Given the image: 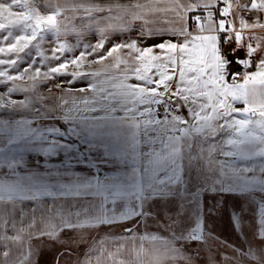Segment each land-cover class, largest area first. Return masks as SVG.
<instances>
[{
    "label": "snow or ice",
    "instance_id": "snow-or-ice-1",
    "mask_svg": "<svg viewBox=\"0 0 264 264\" xmlns=\"http://www.w3.org/2000/svg\"><path fill=\"white\" fill-rule=\"evenodd\" d=\"M129 33L155 42L126 39L106 47L110 36ZM0 34V86H6L0 111L30 106L29 99L14 103V93L50 97L69 130L85 135L102 134L109 116L130 114L137 126L142 120L161 130L139 171L162 191L179 184L174 170L179 165L182 179L189 162L218 186L264 191V0H0ZM88 34L95 43H82ZM97 64L102 70L93 69ZM79 77L87 78L86 86L72 87ZM25 80L30 86L16 83ZM15 134L10 121L0 122V140ZM253 158H260L259 167L243 165ZM40 180L34 192L0 188V264H38L34 238L58 240L60 232L135 215L110 207L126 195L123 186L108 191L106 184L101 195L98 181ZM259 235L264 239V217ZM118 236L107 233L88 244L81 264H164L165 255L181 256L170 239L164 254L143 246L159 240L154 233L129 227ZM256 259L264 264V257Z\"/></svg>",
    "mask_w": 264,
    "mask_h": 264
},
{
    "label": "rangeland",
    "instance_id": "rangeland-1",
    "mask_svg": "<svg viewBox=\"0 0 264 264\" xmlns=\"http://www.w3.org/2000/svg\"><path fill=\"white\" fill-rule=\"evenodd\" d=\"M2 35V34H0ZM89 38V37H87ZM82 38V43H90L89 39ZM69 44H75L77 37L69 35L67 37ZM79 50L68 53L67 55H78ZM89 59H92L89 57ZM107 65V62H104ZM94 70H102V66H92ZM64 80L70 79L65 76ZM23 87L30 86L31 81H17ZM49 83H55L49 81ZM88 83L87 78H76L74 88L84 87ZM6 86H0V93H3ZM46 85L41 87V91L46 93ZM63 87L67 89L68 84ZM47 98V97H46ZM14 103L21 104L25 99H29V107H18L16 110L11 108L0 111V122H11L16 126V134L11 138H3V147L0 149V168H4V177L8 172L11 176L13 171H9L12 167L19 166V160L14 156H26L28 154V129L29 121L27 117L29 108H37L39 119L36 120V132H31L32 141L37 145V164L43 165V139L44 132L42 129L43 104L45 98H37L32 100L25 96L24 93H14L11 97ZM47 100V99H46ZM33 103V104H32ZM178 119H183L179 117ZM173 127L175 122H171ZM39 124V125H38ZM14 126V127H15ZM167 127V126H166ZM154 133V134H153ZM152 137L147 141V155H151L152 150L161 141V130L152 128ZM15 141V148L11 149L12 143ZM202 143V142H201ZM18 145V146H17ZM21 148L20 153L18 149ZM200 146L199 144L197 145ZM22 150H25L23 152ZM14 151H16L14 153ZM203 151V149H202ZM15 161V162H14ZM244 166L257 168L260 166V158H253L243 162ZM22 171V170H20ZM16 170L14 173H19ZM176 171L179 184L168 191H162L161 187L154 181H150L146 175V192L145 204L139 213L129 217V219L113 223L109 226H101L92 230L67 231V240L60 244V241L51 239V241L37 239L33 245L37 246V262L38 264H58L63 256L61 264H76L80 259V253L88 248V244L92 243L98 237L107 233L125 232L129 227L134 232L141 234L145 232L154 233L160 239L171 240L182 247L183 250L191 255H201L203 252L205 233L209 228H216L213 234L217 238L226 241L224 246L233 248L240 253L254 254L257 257H264V239L259 235L261 231V218L264 217V191L262 190H246L241 189L239 192L235 188L229 189L227 186H218L219 182L215 177L198 167L194 163H187L183 169V178L180 179L179 165ZM250 175H252L250 173ZM35 179H19L2 180L0 185L6 184L4 189L10 185H22L25 190L33 192L40 185V178H43L42 172L35 174ZM18 178V176H12ZM198 205V208L196 207ZM212 228V230H213ZM210 230V229H209ZM53 241V242H52ZM57 243H56V242ZM180 242V244H179Z\"/></svg>",
    "mask_w": 264,
    "mask_h": 264
},
{
    "label": "crops",
    "instance_id": "crops-1",
    "mask_svg": "<svg viewBox=\"0 0 264 264\" xmlns=\"http://www.w3.org/2000/svg\"><path fill=\"white\" fill-rule=\"evenodd\" d=\"M95 2L107 5L113 3L114 0H95ZM119 2L126 3V0H119ZM75 23L79 24V19ZM87 37L90 38V43H95L97 40V37L93 34H88L85 38ZM126 39L138 40L144 43L155 42L154 40H147L144 37L131 33L127 35L118 34L109 37L106 47L108 44ZM236 56L243 57L244 53L239 51L236 53ZM229 58L231 59V55H229ZM100 66L98 65V67ZM53 104L54 101L50 97L45 98L42 115V129L44 132L43 151L40 152L44 158L43 165L37 164V145L35 142L37 140L32 141L34 139L32 137L33 133L29 134L37 131L35 122L39 119V115L36 112L38 110L37 108H29L27 113L29 121V133L27 136L28 154L26 156L18 155L17 157H13V160L16 158L19 160L17 162L19 166L16 168L12 167L9 170L13 171L11 176L8 172L7 176L4 177V168L1 167L0 179H19V176L22 179H35V174L42 172L43 177L51 178L53 183L58 181L60 184H67L76 180L81 182L98 181L101 195L104 194L106 184L108 185V191H111L113 186H123L127 188L126 195L123 198L114 200L110 204V207L119 212L132 210L135 214L139 213L145 204V192L147 189L146 174L141 178L139 169L142 160L147 155V141L152 137V128L144 126L142 120L139 121L140 126H137L136 118L130 114H117L115 117H108L107 127L100 135L94 133L85 135L80 130L73 133L69 130L70 126L67 120L57 113ZM3 142V140H0V149L4 148ZM15 147V141H13L11 149ZM23 147L18 149V153H20ZM22 151L25 152V150ZM3 162V160H0V163ZM16 170L22 171L14 173ZM12 176H18V178ZM5 186L6 184L2 183L0 188L4 189ZM93 187H95V184H93ZM90 195L96 196L97 193L92 192ZM211 227L213 228V226ZM212 228H209L210 230L208 229L205 233V246L201 255H191L172 241L181 253V256L173 257L165 255L164 264H258L256 255L240 253L236 249L228 248L226 244L224 246L226 241L217 238L213 234L216 228H213V230ZM66 233L67 231L59 233L57 241H60V244H63L67 240ZM113 235L119 238L118 233H113ZM37 239L51 241V239L43 237L34 238L31 243L34 244ZM166 242H168V239L141 241L143 246L156 249L161 254L167 252ZM87 251H89L88 248L80 253V259L77 260L76 264H81V261L85 258L84 253ZM65 255L66 252L61 254L62 257ZM62 257L58 264H61L62 260H64ZM89 259L94 261L95 257H89Z\"/></svg>",
    "mask_w": 264,
    "mask_h": 264
},
{
    "label": "built area",
    "instance_id": "built-area-1",
    "mask_svg": "<svg viewBox=\"0 0 264 264\" xmlns=\"http://www.w3.org/2000/svg\"><path fill=\"white\" fill-rule=\"evenodd\" d=\"M231 49H232V45H226L225 47H224V52H225V54L226 55H231ZM239 52V51H238ZM237 52V53H238ZM244 53V52H243Z\"/></svg>",
    "mask_w": 264,
    "mask_h": 264
}]
</instances>
